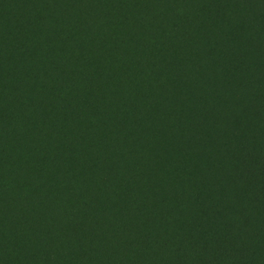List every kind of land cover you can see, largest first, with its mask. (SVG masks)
<instances>
[{
	"label": "rangeland",
	"instance_id": "rangeland-1",
	"mask_svg": "<svg viewBox=\"0 0 264 264\" xmlns=\"http://www.w3.org/2000/svg\"><path fill=\"white\" fill-rule=\"evenodd\" d=\"M154 2L0 0V251L11 250L27 231L40 242L39 248L20 242L29 253L7 256L4 264H73L95 248L99 233L89 229L81 239L64 221L53 225L47 203L56 204L80 184V175L85 186L77 190L80 202L76 197L71 201L76 208L85 209L87 200L102 204L105 184L113 189L136 182L133 168L151 178L142 184L149 188L145 203L153 206L174 196L175 205L184 201L201 209L208 202L206 186L219 180L222 193H230L228 155L244 143H261L257 136L263 137L264 130L233 129L245 96L223 82L205 57L207 41L199 38L202 19L194 16L203 3L185 0L188 11L175 24V14ZM175 27L185 37L168 41ZM184 43L193 47L186 61L180 57ZM201 117L207 124L199 130ZM177 132L197 138L201 147L202 141L213 145L205 156L179 153V143L170 141ZM166 152L177 160L181 156L177 176L171 165L167 176L157 173V164L160 170L168 165ZM212 170L217 180L209 179ZM165 178H172L168 182L174 188L169 190ZM24 190L33 194L34 209L17 213L11 203L21 201ZM90 219L86 215L84 222ZM105 231L117 242L124 238Z\"/></svg>",
	"mask_w": 264,
	"mask_h": 264
},
{
	"label": "trees",
	"instance_id": "trees-1",
	"mask_svg": "<svg viewBox=\"0 0 264 264\" xmlns=\"http://www.w3.org/2000/svg\"><path fill=\"white\" fill-rule=\"evenodd\" d=\"M200 1L203 6L195 11L194 16L202 19L199 38L207 41L205 57L223 82L231 83L233 91L245 96L244 109L237 112L232 120L233 129L246 132L254 126L259 131L264 130V0ZM154 3L160 5L161 10L167 9L175 14V24L184 20L189 8L185 0H155ZM176 7L179 10L174 13ZM161 17L165 18L166 14ZM187 25V31H190L191 25ZM179 36L185 37L175 27L168 33L167 40L174 41ZM181 46L183 52L180 57L186 61L193 47L185 43ZM247 55L250 60L245 62L243 57ZM205 123L204 117L196 121L198 129L204 128ZM257 139L261 143H244L228 155L233 174L232 189L225 196L219 180L206 186L205 192L208 193L204 196L208 202L201 209L195 204L189 205L182 198V206L175 205L171 202L173 195L172 199L160 198V204L157 202L151 206L152 201L145 203L149 188L144 189L142 184L151 178L140 176L141 172L133 168L131 175L135 174L136 182L131 180L128 186L116 184L113 189L105 184L101 189L106 193L102 204L87 200L82 202L85 209H81V205L76 208L71 201L76 197L80 202L77 190L85 186L80 175V184L73 185L61 196L62 199L57 200L58 203L47 202L52 208L53 225L64 221L70 232L73 229L80 232L81 239L89 229L101 235L100 241L93 243L95 248L89 255H81L73 264H264V136H257ZM170 141L179 143V153L185 150L204 156L210 150L208 146L213 145L202 141L201 147L197 138H189L181 132H177ZM78 152L77 148L73 149V155L77 156ZM163 158L168 165L160 170L157 164V173L167 176V172L173 170L177 176L181 165L176 162L181 156L177 160L166 152ZM170 165L173 169H166ZM213 170L217 176L223 175L218 167ZM213 170L209 175L211 181L217 180L212 176ZM171 179L162 181L167 183L169 190L174 188V184L168 182ZM90 186L96 187L94 183ZM218 190L221 194L216 195ZM30 194L24 190L21 201L11 203L15 212L19 213L23 208L33 211V194ZM171 205L176 208L172 209ZM86 215L91 218L89 222H84ZM106 228L116 234L121 233L124 238L119 237L120 242L114 237L109 239ZM55 229L53 226V231ZM23 241L40 247L38 238L27 231L13 242L11 250L7 247L0 251V264L6 262L7 256L18 258L20 251L29 253L25 243H20ZM2 243L9 245L7 241ZM81 243V240L77 241L76 245ZM42 255L44 253H41V258ZM48 260L52 262L54 259Z\"/></svg>",
	"mask_w": 264,
	"mask_h": 264
}]
</instances>
